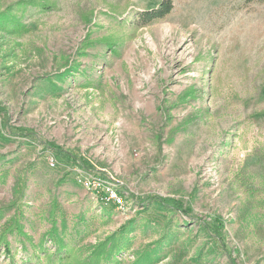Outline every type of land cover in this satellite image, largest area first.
<instances>
[{
  "label": "rangeland",
  "instance_id": "374dc122",
  "mask_svg": "<svg viewBox=\"0 0 264 264\" xmlns=\"http://www.w3.org/2000/svg\"><path fill=\"white\" fill-rule=\"evenodd\" d=\"M161 1L0 0V264H264V0Z\"/></svg>",
  "mask_w": 264,
  "mask_h": 264
},
{
  "label": "trees",
  "instance_id": "16d2710c",
  "mask_svg": "<svg viewBox=\"0 0 264 264\" xmlns=\"http://www.w3.org/2000/svg\"><path fill=\"white\" fill-rule=\"evenodd\" d=\"M176 0H162L161 3L159 4V6L157 8H154L150 11H147L145 13H139L137 14L138 16V20L139 23L141 24V26L145 27L147 25H150L153 22L159 21L164 19L165 17H167L172 10L174 9V2ZM14 228H9L7 230L6 233L12 231ZM18 234L20 235H24L22 229H19L18 227L16 228ZM119 244H110V246H104L102 248H100V252H99V256L102 254H105V258L104 260L101 262L99 259H97L96 257L93 259L92 264H112L114 260H116V252L120 251V249L118 248ZM5 250L6 252H10V244H8V242H6L4 244ZM54 256L57 258V260L59 259H66L68 258V253L66 252V248L62 245V244H56V252L54 253ZM56 260V259H54Z\"/></svg>",
  "mask_w": 264,
  "mask_h": 264
},
{
  "label": "built area",
  "instance_id": "2783aa9c",
  "mask_svg": "<svg viewBox=\"0 0 264 264\" xmlns=\"http://www.w3.org/2000/svg\"><path fill=\"white\" fill-rule=\"evenodd\" d=\"M48 163L53 168H56L58 165V161L55 157L49 158ZM78 174H79L77 176L78 182L81 183L82 185H84L88 189H97L100 186H103L102 182H100V183H102V184H100L96 179H94L91 175H89L86 172L78 171ZM82 175H84V176L87 175V176L84 177ZM96 185H98L99 187H96ZM103 187H105V189L107 191L105 194V198H103V200L106 201L107 203L112 202L118 208H123L124 204H125L124 196H122L120 193H118L115 190H110V188L109 187L107 188V186H103Z\"/></svg>",
  "mask_w": 264,
  "mask_h": 264
}]
</instances>
